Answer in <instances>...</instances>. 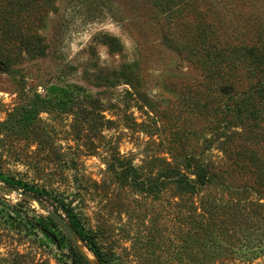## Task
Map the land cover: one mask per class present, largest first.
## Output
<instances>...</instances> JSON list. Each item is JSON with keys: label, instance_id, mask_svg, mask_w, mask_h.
I'll list each match as a JSON object with an SVG mask.
<instances>
[{"label": "rangeland", "instance_id": "1", "mask_svg": "<svg viewBox=\"0 0 264 264\" xmlns=\"http://www.w3.org/2000/svg\"><path fill=\"white\" fill-rule=\"evenodd\" d=\"M23 1L25 9L0 25L6 50L0 59V174L62 194L100 228L105 249L130 264H264V228L252 237L229 231L235 241L223 243L224 255L207 258L191 243L197 202L170 192L160 200L145 197L120 186L111 172L113 161L136 167L154 158L170 161L173 133L182 155L210 146L211 159L221 157L216 143L207 142L215 135L213 118L192 110L209 85L174 46L161 0ZM200 1L204 19L224 31L240 20L235 0ZM245 1L240 21L250 13L264 19V0ZM6 28L44 55L28 53ZM28 111L38 112L36 120L22 133L11 131ZM33 124L39 140L30 135ZM215 204L236 216H264V200L256 195L216 196ZM47 211L0 184V257L17 251L68 264L65 246L40 229ZM60 230L50 228L57 238Z\"/></svg>", "mask_w": 264, "mask_h": 264}, {"label": "trees", "instance_id": "2", "mask_svg": "<svg viewBox=\"0 0 264 264\" xmlns=\"http://www.w3.org/2000/svg\"><path fill=\"white\" fill-rule=\"evenodd\" d=\"M235 1L241 20L247 2ZM26 6L23 0H9L0 5V25L6 27L13 14ZM160 7L173 23L174 46L207 80L209 88L204 101L193 104L192 110L197 115L213 118L215 135L207 142L209 145L216 143L221 157L219 160L211 159L207 154L210 146L182 155L174 147L173 138L177 134L173 133L168 140L170 161L154 158L145 167L113 161L109 166L120 186L140 195L160 200L170 192L180 201L197 202L195 209L200 213L193 221L191 243L202 248L207 258H214L224 255L223 243L235 241L229 231L252 237L254 230L264 228V216L260 214L240 211L236 216L230 213L231 210L215 204L216 196L222 198L233 194L256 195L264 200V19L250 13L243 21L237 20L231 31H224L204 19L206 15L200 0H161ZM5 33L11 39H18L28 53L36 49L27 38L16 32L9 34L6 28ZM37 49L43 56L45 52ZM5 52L0 48L1 60L6 59ZM37 113L26 112L20 119L21 127L15 130L13 125L10 130L22 133L21 129L28 121L36 120ZM29 129L31 137L41 138L37 126L33 124ZM0 184L20 190L64 215L78 239L99 264H130L111 249H105L100 228L85 221L62 194L2 174ZM41 222L40 229L45 237L57 246L61 243L65 246L68 264H90L64 231H59V238L50 232V228H59L56 222L47 216ZM0 264L47 263L34 260L29 253L16 251L0 257Z\"/></svg>", "mask_w": 264, "mask_h": 264}, {"label": "water", "instance_id": "3", "mask_svg": "<svg viewBox=\"0 0 264 264\" xmlns=\"http://www.w3.org/2000/svg\"><path fill=\"white\" fill-rule=\"evenodd\" d=\"M11 190H15L12 188H8ZM17 192H19L21 195L26 196L29 199H32L34 201H36L35 199H33L31 196H28L24 193H22L20 190H15ZM37 202V201H36ZM40 206H42L44 208V210H48V207L46 205L41 204L40 202H37ZM47 214L49 215V217L56 222L64 231L65 233L77 244L78 241H80L76 235V233L74 232L73 228L68 224V222L66 221V219L60 215L58 212L54 211V210H48ZM80 243L82 244V242L80 241ZM83 245V244H82ZM78 246V244H77ZM84 246V245H83ZM85 247V246H84ZM78 248L80 249V247L78 246ZM86 249V247H85ZM87 250V249H86ZM81 251V250H80ZM88 251V250H87ZM89 252V251H88ZM85 256V255H84ZM86 257V256H85ZM95 258V257H94ZM96 260V258H95ZM97 261V260H96ZM91 264V263H90ZM97 264L98 261H97Z\"/></svg>", "mask_w": 264, "mask_h": 264}, {"label": "bare ground", "instance_id": "4", "mask_svg": "<svg viewBox=\"0 0 264 264\" xmlns=\"http://www.w3.org/2000/svg\"><path fill=\"white\" fill-rule=\"evenodd\" d=\"M83 252H84V255L86 256V258L88 259V261H89L90 263H92V264H97V261L95 260V258H94L92 255H90V254L88 253V251L85 249V247H84V249H83Z\"/></svg>", "mask_w": 264, "mask_h": 264}]
</instances>
